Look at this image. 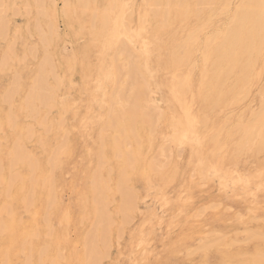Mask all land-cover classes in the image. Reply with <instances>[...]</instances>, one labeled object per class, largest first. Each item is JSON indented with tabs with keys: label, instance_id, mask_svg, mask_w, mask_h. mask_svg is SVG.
I'll use <instances>...</instances> for the list:
<instances>
[{
	"label": "rangeland",
	"instance_id": "obj_1",
	"mask_svg": "<svg viewBox=\"0 0 264 264\" xmlns=\"http://www.w3.org/2000/svg\"><path fill=\"white\" fill-rule=\"evenodd\" d=\"M238 1H240V0L233 1L232 6L234 7L236 5L235 3H237ZM33 2L37 3V1H35V0H0V3H1L0 8L2 7V10L0 12V13H2V15L0 14V16H2V17L6 16L5 19H8L7 35H5L3 37L0 35L1 36L0 37V39H1L0 40V60L4 61V64L2 63V61L0 62L2 64V68L0 65V110H1V113H0V132H1L0 133V142H1L0 143V161L1 162H0V164L2 163L1 166L3 167V173H4V175H6L9 172V161L8 160L10 159L12 149H13V147H15V144L17 143V141H21V144L23 145V147H25L24 149L28 150V151L27 150L26 151L31 156H33L32 157L33 159L35 158V160L37 161V165H38L37 170H35V176H33L32 183L29 182V184H27V187L24 191H19V187H17L16 189H14L11 192V196L17 194V200L11 202V204H12V207H13L14 212L16 214V220L19 222V228L16 230V233H15L16 244L11 249L9 261H10V264H23L24 262H26L24 264H27V262H28V264H40V263L41 264H43V263L44 264H49V263L51 264L52 260L55 257L54 250L56 249L58 251V253L60 251V253H59L60 255L61 254L64 255V257H61L62 259L64 258L63 259L64 261L60 260L61 264H63V262H64V264H78V263L80 264V263H82V256L84 254V246L82 243V239H83V236L91 229V226H92L91 221H92L93 210H92V207L90 205L91 194L89 193L88 189H89L90 184L93 182V178H92L93 174L99 165V163H97L100 159L99 150H100V152H101V150L104 152V157H106V159L104 158V160L107 163L105 166H104V164H102V168H101L100 173L102 174L103 180L110 181L109 186L111 187V189L113 186L116 185L117 181L119 180V178L121 177V175L123 173V172L121 173V170L123 171V169H122L123 164H121L122 161L117 156L118 146H115V148H114L116 151L115 152L114 149L112 150V148L114 146L111 145L114 143V141L112 139L114 137H116L119 132H121V131H122L121 133L126 132L125 130L124 131L122 130L124 127V123L122 122L123 117H121V119H119V121H118L119 126L114 130L111 127V123H113V120L110 121L109 117L112 118L113 113L120 112L119 109L121 107L127 108V106H125V102L124 101L121 102L122 100L126 101V99L119 97L121 99V100H119L121 103L119 104V101H118V103L116 101L114 103L115 105L113 106V103H112L113 100L110 97L112 95V92H111L112 85L110 82H103V83L101 82V74L99 72V68L101 67V63L99 61L100 52L96 48V44H95L93 37L91 35L92 30H91L90 17H91L92 10H86V12L79 11V16H78L77 11H76V7H75L74 3L71 1L68 4V2H65L64 0H54V4L52 5V7H50L51 1L46 0V2H45V0H43L41 3L42 5H44V8H45L43 10L41 9V7H37V4L36 3L34 4ZM123 2H124V4H123L124 6L126 3H128V5L130 4L129 6L124 7L123 15L126 14V16H124V17L127 18L128 15L132 14L131 15L132 17L131 16H129V17L132 18L131 22H134V24L133 23L132 24H133V26H135L138 22L137 21L138 20V11L137 10H138L139 5L141 4L142 0H134V1L131 0V2L129 0L130 3L128 2V0H126V1L124 0ZM67 4H68V6H67ZM131 4H132V6H131ZM24 6H26V8ZM98 6H99L98 7L99 9H103L105 6V1L100 0V3L98 4ZM133 6H135V7H133ZM127 8L128 9L130 8L129 11L131 14L128 12ZM61 9H63V10H61ZM14 10H15V12H14ZM16 10H18V11H16ZM67 10L68 11L70 10V11L68 12ZM131 10H134V12ZM36 11H37V13H36ZM61 11H62V13L63 12L64 13L62 14ZM17 12H18V14H17ZM41 12H42V14H41ZM73 12H75V14ZM4 13H5V15H4ZM59 13H61V14H59ZM40 14L42 17L40 16ZM27 15H28V17H27ZM47 15H48V19H46ZM64 18H65V20H64ZM220 19L223 20V19H225V17H222ZM35 21H36V23H35ZM38 21H39V24H38ZM223 21H226V20H223ZM190 23L191 24L189 27H193L195 25L194 20H191ZM28 24H29V26H28ZM36 24H38V25H36ZM38 26L40 28H42L41 29L42 32ZM46 28H48V29H46ZM58 28H60V29H58ZM51 29H53V30H51ZM36 30H38V31H36ZM63 34H65V35H63ZM58 37H59V39H58ZM2 38L3 39L5 38V40L3 41ZM43 38L47 39L48 43H46V40L43 41L45 44L43 42H41V40H43ZM50 38H52V41ZM56 38L58 39V41L56 40ZM12 43L13 44L16 43V44L13 45ZM47 44H49V45H47ZM12 45L14 46V47H12L14 49V51H12L13 49H11ZM42 46L44 47V49ZM28 48L30 49L29 51H27ZM31 48L33 49V52H32ZM46 48H47L46 51H48V52H45ZM35 51H37V52H35ZM57 51H60V52H57ZM30 53H31V55H30ZM35 53L37 54V57L35 56ZM4 54L8 55L7 56L8 58L5 57ZM44 54H46L45 58H44V56H45ZM48 54H49V57H48ZM34 56L36 57L37 60L32 61L34 59ZM4 57L6 60H3ZM22 58H23V60H27V61L24 62L22 60ZM48 58H50L51 61H48ZM196 58L197 59L199 58V54L196 55ZM42 59L46 60L45 61L46 63L43 62ZM52 59H53V64L51 63ZM40 63H41V65H40ZM42 63H45V64H42ZM49 63L51 65H49ZM106 63H107L105 65L106 68H109L110 67L108 65L109 62L107 61ZM44 65H46V67ZM40 66H43V67L40 68ZM53 66L56 67V69H55L56 72L54 71ZM44 67H45V70H44ZM51 67H53V68H51ZM39 68H40V70H42L43 76L49 75L48 78L46 77V79L48 81L46 80L47 82L45 81V83L49 85V86L47 85L46 87L49 88V93L51 94L50 96L53 95L54 97L50 98V100H49L50 102H47L48 104H46V105L42 104V105H44L43 109H42V106H38L40 103H38L37 100L32 101L34 104V110H37V111H35L36 113L34 112V114H33L32 109H29L31 106H30V104H28V99H27L26 95L29 97V95L32 94L33 90H34L33 94L36 91L37 92L35 93V95H37L39 93L40 87L38 88V86H37L36 90L33 89V88H35V85L33 84L35 82H33V80L35 79L34 81H36V77H38V73L40 74ZM196 70H195V73L199 74V76L197 74H195V75H197L195 77V79H196L197 84H198L200 77H201L200 68L197 67ZM13 71L16 72V75L14 74ZM97 71L99 72V74L97 73ZM64 72H65V74H64ZM54 74L56 76H58V78H56L54 76ZM14 77H16V79ZM19 77H21V78H19ZM168 77H169L168 72L162 71V72L157 73L156 80H157V82H160V80H163V81L165 79L168 80ZM59 78H60V81L58 82V85H57L56 82L59 80ZM18 79H20L21 81L19 80L20 82H17ZM52 79H53V81H52ZM262 79L264 81V68L262 70ZM98 81H100L101 84ZM263 81H260L259 85H261L262 84L261 82H263ZM62 82H63V84H62ZM19 84H20V86H19ZM43 85L44 84H42L41 86H43ZM259 85L255 84L252 87L249 96L246 99H244L246 101H244V100H243V102L240 101L242 99L241 98V99H239L238 103L232 104L231 106H230L231 103L227 102L226 105H223L222 107L216 109L213 114L210 112L211 115H209L210 113H209L208 109H206V108L203 109V108H201V104H199L198 102H193L192 107H193V105L195 107V109H193L194 107L192 108L193 113L196 114L197 116H200L199 118H203L207 115V117H205V119H208L207 122H210L209 123L210 128L209 129L206 128V130H205L204 127L202 125L200 126V124H199L200 128H199V126L197 128V132H199V133L192 135L190 140H192V141L194 140L195 142H198L197 140L201 139V140H199L200 142L201 141L206 142V143H204V145L201 144L202 142L197 145L195 142H192V141L186 142V144L180 143L173 138L174 137L173 129L166 122V118L172 114L182 115V112H179L178 111L179 109L176 106H174V105L170 106V103L167 102L168 95H167V90H166L165 86L161 85L158 87L156 99L158 101L159 111H164L161 113L163 116L160 114V116L159 115L157 116L158 118L156 117L157 122H159L158 124L156 123V121L152 122V128H150V129H153L156 127H158V129L157 128L153 129L154 130V131L152 130L153 133L149 129H146V132H144L145 135L142 133L143 139L141 140L140 146H141V152L143 154L144 153L145 154L143 155L141 153L139 158H138V162L140 161L141 158H142L141 159L142 162L140 161V164L138 163L136 165V167H134L133 170L127 168V171H126V175L130 176V178L128 177L129 186L132 187V189L134 190L136 197L138 199V200H136L137 201L136 206H138V208L134 212L131 211V213H129V214H131V215H129V218H130L129 222L124 223V221H123V223H122V221H120V220H123L122 216L121 215H118V217L116 216L117 208H118L117 206H119L120 198L118 195H116L114 193H110V195H109V202H110L109 210H110V213L114 217V223L116 224V226L114 225V223H113L114 226L113 225L111 226L112 231L110 232V237H111L110 239H111L112 243H110V245H109L110 247L107 250H105L106 256H104L102 258V259H108V260H101L102 264H114V263L115 264H229V263L230 264H238V263L242 264L243 261H245L243 264H248V261H250L252 263L253 257L258 254L257 252L260 253L261 251H264V239H263L264 237L262 236L263 241H262V239H259V238H258L259 239L258 240L255 235L254 236L256 238L254 236L252 237V235L254 234L253 231H255V230H257L260 233L262 232L261 233L262 235L264 234V151L262 152L263 154L261 153L258 156L256 154L254 155L251 151H248V149L246 148V149H244V153H247V152L248 153L244 154L243 152H240V150H237L239 148L236 146V140L235 139H232L231 141H229V139H231V138H229V139L225 138L226 137L225 133L232 132V130H234L233 128H235L239 122H241V121L244 122L248 119V116H250V113L252 110L257 109L258 100H259V97H258L259 96V94H258V90H259L258 86ZM58 86L60 88H58ZM162 86H163V88H162ZM10 88H11V90H10ZM50 88H51V90H50ZM29 90H32V91H29ZM18 92H19V94H18ZM13 93H14V95H13ZM9 94H10V96H9ZM55 94H57V95H55ZM96 94H98V95H96ZM8 96L9 97L12 96V97L9 98ZM13 96H15V98H13ZM20 96H21V98H20ZM81 96H83V97H81ZM2 97H3V99H2ZM24 97H26L25 98L26 100L24 99ZM14 99H15V101H14ZM21 99H22V101H21ZM190 99H192V98H189V100H188L189 102H191ZM8 100H10V102ZM5 102H6V104H4ZM8 102L10 103V106H9ZM62 102H63V104H62ZM98 103H99V105H98ZM116 103L118 104V106L116 105ZM163 103H164V106H163ZM33 104L31 103V105H33ZM74 104H75V106H74ZM111 104H112V107L114 108V112L112 114H110L111 110H112ZM246 104H247V106H246ZM28 106H30V107H28ZM98 106L100 108H97ZM46 107H48V109ZM52 107H55V108L52 109ZM101 107L103 109H101ZM116 107H119V109ZM248 107H249V109H248ZM224 108L226 109L225 113H223ZM49 110H51V111H49ZM220 110H222V111H220ZM29 111L32 113H30ZM220 113H222V115ZM29 114H30V116H29ZM31 114H33V115H31ZM37 114H38V116H37ZM228 114H230V115H228ZM9 115H11V117ZM108 115H109V117H107ZM226 115H227V117H224ZM35 116L37 119L35 118ZM98 116L100 117L99 119H98ZM222 116L224 118H222ZM226 118H228V120ZM234 118L236 119V122L234 121L235 120ZM14 119L17 121H15ZM60 119H62V120H60ZM75 120H76V122H75ZM100 120H101V122H100ZM153 120H155V118ZM65 121H67V122H65ZM43 123L46 125H44ZM20 124H21V126H20ZM51 124H52V126H51ZM14 125H16V127H14ZM11 127H12V129H11ZM31 127H32L33 131L31 130ZM58 127H59V129H58ZM211 127L217 128L218 129L217 131H219L220 128H221V130L225 129V130H223L224 132L222 131V133H221L222 135L219 136L220 137L219 138L220 143L217 146H215V144H213L211 141L212 135H211V132H209ZM224 127H226V128H224ZM22 128H23V131H22ZM27 129H29L28 132H27ZM198 129H199V131H198ZM227 129L228 130L230 129V130L228 131ZM99 130H102V131L99 133ZM103 130H105V132ZM221 130L219 132H221ZM115 132H118L116 134V136L114 135ZM67 133L69 136L67 135ZM103 133H105V135ZM121 133H119V134H121ZM28 134L30 135V137L27 136ZM32 135H34V136H32ZM74 135L77 136V138ZM147 135L149 136V138L147 137ZM99 136H100V138H99ZM25 137H26V140H25ZM67 137H68V139H67ZM202 137H203V139H202ZM159 138H161V139H159ZM68 140H69V142H68ZM226 140H228V141L226 142ZM106 141L108 142L107 145L108 144L109 145L104 147V145H106ZM145 142L147 144L146 146H145ZM149 142L151 143V146H148ZM225 142L227 143V145L225 144ZM101 143H104L102 145L103 149H101ZM166 143L168 145H166ZM188 143H189V145H188ZM229 143H231V144H229ZM110 145H111V147H110ZM130 145L132 147H130ZM142 145H144V146H142ZM160 145L163 146L162 150L168 146L167 148H165V151H167V154L169 155V157L167 154H165L166 153L165 152L163 158L162 157H161L162 159L160 158L159 155L163 154L162 153L163 151H161ZM195 145H196V148H195ZM64 146L66 148H64ZM91 146H93V147H91ZM128 147L131 150V148L136 149L138 146H136L135 143L133 144V143H130L128 141L127 148ZM150 147L154 148V149H152L153 151L151 149H149L148 150L149 152H148L147 149ZM157 148H158V150H157ZM169 148H171V149H169ZM222 148H224L223 151L220 150ZM58 150H61V151H58ZM169 150H170V152L172 150L171 154H173V155L169 154L170 152L168 153ZM178 150L180 152H178ZM219 150H220V152H219ZM236 151H237L238 155L235 156ZM54 152H59V154L57 156V165L58 166L56 167L54 173L52 172V174L49 175V172H51V169H50L51 165L48 164V159L50 158L49 159V163H50V160L52 159V154ZM69 152L72 153V154L70 153V158H69ZM217 152H219V153H217ZM249 152H251V153H249ZM107 153H108V155H107ZM114 153L116 154L117 157L115 156ZM146 153H147V155H146ZM150 153L151 154L153 153L152 155L155 154L154 158L156 157V159L159 157V159H157V161L158 162L160 161L158 163L155 159V162H154L152 169L150 168V162L153 164L154 160H152V159H154V158H152V155H150ZM178 154H180L181 156ZM199 154H201V156L203 157L204 160L202 159L201 162L205 165H207V164L209 165L208 161L211 158L213 159L215 157L214 159L216 162H218L219 160L221 161V159H223L222 161H224V162L221 161L222 166L220 167L222 170L219 173V175L217 174L218 175L217 177L214 176L215 174L213 171L214 170L213 165H211V166L207 165L208 168L206 170L202 171V172H204L203 175L200 173V171H201L200 165H202V164H199V158H198L199 156H197ZM145 155H146V157H145ZM207 155H209V156L207 157ZM218 155H220V156L218 157ZM210 156H211V158H210ZM233 156L235 157V159ZM237 156H240V157H237ZM256 156H258V157H256ZM110 157H112L113 159ZM166 157H168L169 159L171 157L172 160L166 161V160H168V158H166ZM177 157H178V159H177ZM179 157H180V159H179ZM149 158H151V160H149ZM165 158H166V160H165ZM236 158L238 159L237 161H236ZM108 159H110V161H108ZM164 160H165V162H164ZM111 162H113L114 165ZM115 162H119V163H115ZM166 162H171V165L169 166L168 164H170V163H166ZM205 162H207V163H205ZM46 163H47V165H46ZM156 163H157V166L159 164H161L164 167H161L162 168L161 169V168H159V166H160L159 165L158 167H156V169H157L156 170V169H154ZM111 164H112V166L110 168ZM118 164H121L122 167H119L120 165L118 166ZM96 165H97V167H96ZM214 165H216V164H214ZM116 166L119 168H117ZM166 166L167 167L169 166V167L167 168ZM138 167H140V168L142 167V168L140 169ZM137 168L140 169V171L137 170ZM144 168H146V169H144ZM227 168H228V170H227ZM236 168H237V170H236ZM78 170H79V172H78ZM114 170H116V171H114ZM141 170H143V171H141ZM147 170H148V172H146ZM153 170H156L157 172L153 171ZM14 171L15 172H18V171L22 172V170L20 169V166H18ZM118 171H120L121 175L119 174ZM159 171H161L160 172L161 176L158 173ZM205 171H208V172H205ZM211 171H212V173H211ZM23 172L25 174V171H23ZM131 172H133L134 174ZM154 172H156V173H154ZM225 172H227L229 175V177L226 180L222 177V175L226 174ZM139 173H142V175H139ZM199 173H200V176H199ZM135 174H136V176H135ZM137 174L139 177L137 176ZM195 174H196V176H195ZM209 174H211V175H209ZM234 174H235V176H234ZM243 174H245L246 176H244ZM107 175L108 176L110 175L109 176L110 178H108ZM143 175H145L146 177ZM152 175L154 178L152 177ZM47 176H49L51 179L54 178L52 185L55 184V186L53 185L54 186L53 190L55 192L56 201H57V207H55V215H53L51 217V220H50L51 221L50 222L51 227H48L46 225V223H44L45 221L43 220L44 214H46L45 210H47L46 206L43 205V203L46 200L47 190L45 189L46 188L45 184H47V181L45 182V178ZM254 176H256V177H254ZM191 177H192V179H191ZM261 177H262V179H261ZM202 178H204V179H202ZM221 178H223V179H221ZM246 178H247V180H246ZM150 179H152L151 182L149 181ZM229 179H230V182H228ZM242 179H244L245 182H243ZM43 180L45 183L43 182ZM240 180H241V182H240ZM258 180L260 182H258ZM35 181L37 183H34ZM130 181H131V183H130ZM148 183L149 184L152 183V184L149 185ZM233 183H234V185H233ZM133 184H134V186H132ZM223 184L225 186H223ZM237 184H239V185H237ZM240 184H241V186L242 185H244V186L241 187ZM42 185H44V186H42ZM205 185H207V187ZM32 186H35V189H34V192H35L34 195L35 196L33 195L34 198H32L33 199L32 204L28 208H25V204H24L23 200L27 197V195L30 192H32L31 191ZM201 186H202V188H201ZM204 186H205V188H204ZM221 187H223V188H221ZM6 188H7V185L4 184L3 181L1 180L0 181V209L2 208L3 205L5 207L6 202L9 201L8 196L5 194ZM257 190L259 191L258 193H257ZM21 192H23V193H21ZM156 194H157V196H156ZM5 195L7 198H5ZM31 196L32 195H30V197ZM28 197H29V195H28ZM236 197H237V199H236ZM238 198H240V199H238ZM144 200H146V201H144ZM180 200H181V202H180ZM76 201L80 202V203L77 204ZM113 201H115V202H113ZM154 203H155V205H154ZM212 204L213 205L217 204V206L216 205L213 206ZM31 206L34 208H32ZM215 207L218 210L214 209ZM227 207H228V209H227ZM57 208H58V211L56 210ZM114 209H116V210H114ZM212 209L217 210V211H214V210L212 211ZM226 209H227V211H225ZM201 210H204V211H201ZM246 210H247V212L249 210L251 212H248L249 213L248 214L246 212ZM253 210H255V211H253ZM56 211H57V213H56ZM205 212H207V213H205ZM252 212L254 213V215ZM139 213L142 215H140ZM238 214H240L241 217L243 216L244 220H242V218L240 216H239L240 218H238ZM157 215H158V217H157ZM65 216H67L66 219H65ZM255 216H256L257 220L258 219L260 220V221L258 220L259 222L256 221ZM161 217H163V218H161ZM6 218H7L6 216H0V222H3L4 219H6ZM32 218H34V219H32ZM132 218H134V221L132 220ZM176 218H178V219L176 220ZM195 218H197V219H195ZM21 219H23V220H21ZM251 219H254V220H251ZM64 220H66V221H64ZM67 220H68V222H67ZM20 221H22V223ZM32 221H34V222H32ZM81 221L83 222V224L81 223ZM130 222H133V224ZM256 222H258L257 225H256ZM27 223H29V224H27ZM228 223H230V224H228ZM79 224H80V226H79ZM122 224H124V225H122ZM120 225H122V226H120ZM143 225L146 226L144 229H143V227H144ZM141 226H142V228H141ZM148 226H151V227H148ZM122 227H124V228L122 229ZM47 228H48V230H47ZM51 228H53V230ZM118 228H120L122 231L120 229L118 230ZM50 229L52 231H54V232H52V234H53V235H51L52 237L50 236V233H49ZM249 229H251V231H249ZM140 230L142 231V233ZM118 231H120L119 232L120 234L118 233ZM243 231H245V232L248 231L249 233L248 232L247 233L249 235H247V233H245V232L243 233ZM158 232H159V234H158ZM250 232L253 234L251 235ZM258 232H257V234H260ZM122 233H124V234H122ZM216 233L220 235V236L217 235L218 238L215 236ZM234 233H236V237L234 236L235 235ZM238 233L239 234L242 233V234H240V237H238L239 236ZM221 234H222V236H221ZM46 235H49V236L45 237ZM140 235H142V236H140ZM209 235H211V236H209ZM205 236L207 238H205ZM224 236L226 238L223 240ZM55 238H60V242H57L58 244L57 243L52 244V241ZM116 238L119 240L118 241L119 246H117ZM219 238L223 241V244ZM252 238H255L257 240H255V241L246 240V239H252ZM25 239H27V240H25ZM44 239H46V240H44ZM121 239H122V241H120ZM214 240H216V241L218 240V241L215 243ZM25 241L27 244L25 243ZM231 241L232 242L235 241L233 243H235L236 245L237 244H239V245L235 246V244H234V246H233L232 245L233 243L231 244ZM236 241H237V243H236ZM243 241L246 243L242 244ZM5 242H7V244L5 246L8 247L9 241H5ZM208 242H212L211 244H209L210 246L205 245V243H208ZM213 242H214V244H213ZM225 242L227 243V245H229V249H231V250H229L227 248V246L225 247V245H226ZM238 242H241V243H238ZM247 242H250V243H247ZM75 243L77 245H75ZM198 243L201 245H199ZM0 244H1V240H0ZM31 244H32V246H31ZM219 244H220L221 248H220ZM221 244L224 246H222ZM246 244H249V245H246ZM50 245H53L54 249L51 248L52 251L50 252L49 259L47 258V256L46 257H39L38 252L44 248H48V246H50ZM214 245H216V247ZM244 245H246V246H244ZM139 246H140V248H138ZM148 246H150V248ZM201 246L205 247V248L203 249ZM212 246H214V247H212ZM118 247H121V248L118 249ZM218 248L220 250L222 249V252H219ZM191 249H195V250H191ZM196 249H198V250H196ZM108 250H109V252H108ZM152 250H153V252H152ZM205 250L208 251L209 253L206 252ZM187 251H190V252H187ZM202 251H205V252H202ZM210 251H212V252H210ZM185 252L187 253V255ZM197 252H199V253H197ZM228 252H230V253H228ZM189 253H190V255H189ZM205 253H206V255H204ZM143 254H144V256H143ZM247 255H248V257H247ZM31 256H32V258H31ZM190 256H192V257H190ZM243 256H246V257L242 258ZM250 256H252V258ZM52 257H53V259H52ZM186 257H188V258H186ZM31 259H33V260H31ZM66 260L67 261L70 260L71 262L66 263ZM38 261H40V262H38ZM0 264H1V257H0Z\"/></svg>",
	"mask_w": 264,
	"mask_h": 264
},
{
	"label": "bare ground",
	"instance_id": "obj_2",
	"mask_svg": "<svg viewBox=\"0 0 264 264\" xmlns=\"http://www.w3.org/2000/svg\"><path fill=\"white\" fill-rule=\"evenodd\" d=\"M35 1H37V3L36 2H33V3L34 4L36 3L37 7H41L42 10L45 9L44 5L41 4L43 0H35ZM50 1H51L50 7H52V5L54 4V0H50ZM64 1L68 2V4H69L70 1L74 3L78 16H79V11L86 12V10H92L91 17H90L91 30H92L91 35H92L93 40H94V42L96 44V48L100 52L99 61L101 63V67L99 68V72L101 74V82L102 83L103 82H110L111 83V85H112V88H111L112 95L110 97L113 100L112 101L113 106L115 105L114 103L116 101L118 103V101L121 100L119 97L126 99V101L122 100L121 102L124 101L125 102V106H127V108L121 107L119 109V107H116V108L119 109L120 112L113 113L114 112V108L112 107V104H111L112 110H111L110 114L113 113L112 118L109 117L110 114L107 116V117H109L110 121L113 120V123H111V127L113 128V130L116 129L119 126V122L118 121H119V119H121V117H123V119H122L123 121L122 122L124 123V127H123L122 130L123 131L125 130L126 132H123V133H121L122 131L119 132L121 134H119L118 132H115V134H114L115 136H116L117 133L118 134H117L116 137H114L112 139L114 141V143L111 144V145L114 146L112 148V150L115 148V146H118L117 156L122 161L121 164H123V168H122L123 171L121 170V173L122 172L123 173L121 175L120 171H118L119 174L121 175V177L120 176H119L120 178L118 177L119 180L117 181L116 185L113 186L112 189H111V187L109 186L110 181L103 180L102 174L100 173L101 168H102V164H104V166H105L107 163L104 160V158L106 159V157H104V152L102 150L100 152V150H99L100 159L97 162V163H99V165H98V167L96 165L97 169H96L95 172L93 171L94 172L93 177H92L93 178V182L90 184L89 189H88L89 193L91 194L90 205H91L92 210H93V212H92V221H91L92 226H91V229L83 236V239H82V243H83V246H84V254L82 256V263H80V264H102L101 260H108V259H102V258L104 256H106L105 255V250H107L110 247L109 246L110 243H112V241L110 239L111 238L110 237V232L112 231L111 230V226L114 223V217L110 213V210H109V205H110L109 195H110V193H114V194L118 195L119 198H120L119 206H117L118 208H117L116 216L117 217H118V215L122 216L123 220H120V221H122V223H123V221H124V223L125 222L126 223L129 222L130 221L129 220L130 219L129 215H131L129 213H131V211L134 212L138 208V206H136L137 205L136 204V202H137L136 200H138V199H137L136 194H135L134 190L132 189V187L129 186L128 177L130 178V176L126 175V171H127V168L133 170L134 167H136V165L138 163L140 164V161L142 159L141 158L140 161L138 162V158H139L140 154L142 153L141 152V146H140L141 144L140 143H141V140L143 139L142 135L144 134V132H146V129H149L152 133L154 131L153 129H156V128L158 129V127H156V126H155L156 128L150 129V128H152V122L153 121H156L157 124L159 123V122H157L156 117L158 115L160 116V114L162 112H164V111H159L158 101L156 99V94H157L158 87L161 86V85L165 86V88L167 90V95H168L167 102L170 103V106L174 105V106H176L179 109L178 110L179 112H182V115H179V114L174 115V114H172V115L168 116L166 118V122L173 129V133H174V137L173 138L176 141H178L180 143H185V144H186V142L192 141V140H190L192 135H194L196 133H199V132H197V128H198L199 124H200V126L202 125L205 130H206V128H208V129L210 128V125H209L210 122H207L208 119H205V117H207V115L206 116L204 115L205 117H203V118H199L200 116H197L196 114L193 113V111H192V108L194 107V105L192 107L193 102H198L199 104H201V108L208 109L209 113L211 112L212 114L215 112L216 109L222 107L223 105H226L227 102L231 103V104L229 103L230 106L232 104L238 103L239 99H241V98L242 99L240 101L243 102V100L246 99L249 96L252 87L255 84L259 85V82L263 81V79H262V70L264 68V0H240L237 3H235L236 5L234 7L232 6V2L235 1V0H142L141 4L139 5V8L137 10L138 11V20H137L138 22H137V24L135 26H133L134 22H131V19H132L131 15L132 14L129 11L130 8L129 9L127 8V9H128V12L131 15H128L127 18L124 17V16H126V14L123 15L124 7L130 5V4L128 5V3L125 2L126 4L124 6L123 5L124 4V2H123L124 0H104L105 1V6H104L103 9H99L98 8L99 7L98 4L100 3V0H64ZM132 1H134V0H132ZM45 2H46V0H45ZM128 2H129V0H128ZM130 2H131V0H130ZM68 4H67V6H68ZM0 6H1V3H0ZM131 6H132V4H131ZM24 7L26 8V6H24ZM133 7H135V6H133ZM1 10H2V7L0 8V12H1ZM61 10H63V9H61ZM16 11H18V10H16ZM131 11L134 12V10H131ZM14 12H15V10H14ZM36 13H37V11H36ZM61 13H62V11H61ZM61 13H59V14H61ZM73 13L75 14V12H73ZM0 14L2 15V13H0ZM17 14H18V12H17ZM41 14H42V12H41ZM41 14H40V16H41ZM4 15H5V13H4ZM129 16H131V17H129ZM27 17H28V15H27ZM222 17H225V19H223V20H226V21H223L222 19H220ZM5 18H6V16H4V17L0 16V35L2 37L7 35V31H8V26H7L8 25V19H5ZM46 19H48V15H47ZM64 20H65V18H64ZM191 20L195 21V25L193 27H189L190 24H191L190 23ZM36 21H35V23H36ZM38 24H39V21H38ZM38 24H36V25H38ZM28 26H29V24H28ZM41 29L42 28H40V30ZM46 29H48V28H46ZM58 29H60V28H58ZM51 30H53V29H51ZM36 31H38V30H36ZM41 32H42V30H41ZM63 35H65V34H63ZM52 38H50L51 41H52ZM58 39H59V37H58ZM58 39L56 38L57 41H58ZM4 40H5V38L3 39V41ZM44 40H46V43H48L47 39H45V38H43V40H41V42H43ZM14 44H16V43H14ZM13 45L11 46V49H13L12 48V47H14ZM47 45H49V44H47ZM43 49H44V47H43ZM29 50L30 49L28 48L27 51H29ZM46 50H47V48L45 49V52H48ZM12 51H14V49ZM32 52H33V49H32ZM35 52H37V51H35ZM57 52H60V51H57ZM46 54H44L45 55L44 58L46 57ZM197 54H199V58L198 59L196 58ZM4 55H5V57L8 56L6 54H4ZM30 55H31V53H30ZM35 56L37 57L36 53H35ZM35 56H34V59L32 61L37 60ZM5 57H4V59L3 58L2 59L6 60ZM48 57H49V54H48ZM43 59H42V61L45 62L46 60H43ZM22 60H23V58H22ZM1 61L2 60H0V62ZM23 61L25 62L27 60H23ZM48 61H51V59L48 58ZM107 61L109 62L108 63V65L110 66L109 68H106V66H105L107 64L106 63ZM2 63L4 64V61H2ZM45 63H42V64H45ZM51 63L53 64V59H52ZM0 65H1V68H2V64L1 63H0ZM40 65H41V63H40ZM49 65H51V64L49 63ZM44 66L46 67V65H44ZM41 67H43V66H40V68ZM45 67H44V70H45ZM53 67H54V71H55L56 67L55 66H53ZM53 67H51V68H53ZM197 67L200 68V74H201V77H200V80H199L198 84H197V81L195 79V77L197 75L199 76V74L195 73V70L197 69ZM40 68H39V70H40ZM162 71L168 72V74H169L168 80L165 79L164 81L160 80V82H157V80H156L157 73L158 72H162ZM99 72L97 71L98 74H99ZM14 74L16 75V72H14ZM64 74H65V72H64ZM195 74H197V75H195ZM54 76L56 78H58V76H56L55 74H54ZM16 77H14V78L16 79ZM46 77L48 78L49 75L48 76H43L42 70H40V74L38 73V77H36V81H34L35 79L33 80V82L36 83V84L33 83L35 85V88H33V89L36 90L37 86H38V88L40 87L39 88V93L37 95H35V93L37 92L36 91L33 94L34 90L32 89L33 91L29 90V91H32V94H30L29 97L26 95V97L28 99V104H30V106L32 108L30 106H28V107H30L29 109H32L33 114L37 110H34V104H33L32 101L37 100L38 103H40L38 106H42V109H43L44 105H42V104H45V105L48 104L47 102H50L49 101L50 98L54 97L53 95L50 96L51 94L49 93V88L46 87L48 85V84L45 83V81L47 80ZM19 78H21V77H19ZM19 80L20 79H18L17 82L21 81V80L20 81ZM52 81H53V79H52ZM59 81H60V78L56 82L57 85H58ZM98 82L100 83V81H98ZM261 83L262 84L258 86L259 90L257 89L258 90V94H259V96H258L259 100H258L257 109L252 110L251 113H250V116H248V119L246 121H244V122L243 121L239 122L237 124V126L235 128H233L234 130H232V132L225 133V135H226L225 138L226 139L231 138V139H229V141H231L232 139L236 140V146L239 148L237 150H240V152L244 153V149L247 148L248 151H251L254 155L256 154L258 156L264 151V81L261 82ZM42 84H44V85L41 86ZM62 84H63V82H62ZM19 86H20V84H19ZM163 86H162V88H163ZM51 88H50V90H51ZM58 88H60V87L58 86ZM10 90H11V88H10ZM18 94H19V92H18ZM13 95H14V93H13ZM55 95H57V94H55ZM96 95H98V94H96ZM9 96H10V94H9ZM15 96H13V98H15ZM11 97H9V98H11ZM26 97H24V99ZM81 97H83V96H81ZM20 98H21V96H20ZM189 98H192L193 100L190 99L191 102H189L188 101ZM2 99H3V97H2ZM8 101L10 102V100H8ZM14 101H15V99H14ZM21 101H22V99H21ZM244 101H246V100H244ZM121 102L119 101V104ZM31 103L33 105H31ZM117 103H116V105L118 106ZM4 104H6V102ZM62 104H63V102H62ZM98 105H99V103H98ZM9 106H10V103H9ZM74 106H75V104H74ZM163 106H164V103H163ZM246 106H247V104H246ZM46 108L48 109V107H46ZM53 108H55V107H52V109ZM97 108H100V107L98 106ZM101 109H103V108L101 107ZM193 109H195V107ZM248 109H249V107H248ZM51 110H49V111H51ZM225 110L226 109L224 108V110H223L224 112L223 113H225ZM220 111H222V110H220ZM0 113H1V110H0ZM30 113H32V112H30ZM211 113L209 115H211ZM33 114H31V115H33ZM38 114H37V116H38ZM220 114L222 115V113H220ZM228 115H230V114H228ZM9 116L11 117V115H9ZM29 116H30V114H29ZM224 117H227V115L224 116ZM224 117L222 116V118H224ZM35 118H36V116H35ZM99 118L100 117L98 116V119ZM154 118H155V120H153ZM226 119L228 120V118H226ZM60 120H62V119H60ZM101 120H100V122H101ZM15 121H17V120H15ZM234 121L236 122V119ZM65 122H67V121H65ZM75 122H76V120H75ZM44 125H46V124H44ZM20 126H21V124H20ZM51 126H52V124H51ZM200 126H199V128H200ZM14 127H16V125H14ZM32 127H31V130H32ZM23 128H22V131H23ZM224 128H226V127H224ZM11 129H12V127H11ZM58 129H59V127H58ZM28 130L29 129H27V132H28ZM217 130H218L217 128L211 127V129L209 131V132H211V135H212V137H211L212 140L211 141H212L213 144H215V146L219 145V143H220V139H219L220 137L219 136L222 135L221 133L225 129L221 130V128H220L221 132H219L220 130L219 131H217ZM101 131L102 130H99V133ZM103 131L105 132V130H103ZM198 131H199V129H198ZM68 133H67V135H68ZM103 134L105 135V133H103ZM27 136L30 137L29 134ZM32 136H34V135H32ZM75 137L77 138V136H75ZM147 137L149 138L148 135H147ZM99 138H100V136H99ZM67 139H68V137H67ZM159 139H161V138H159ZM202 139H203V137H202ZM25 140H26V137H25ZM199 140H201V139H198L197 140L198 142H195L194 140L192 142H195L197 145L199 143H201V142H202L201 143L202 145H204V143H206V142H203V141L200 142ZM128 141L130 143H133V144L135 143L136 146H138V147L137 148L135 147L136 149H132L131 148V150H130L129 147L127 148ZM227 141L228 140H226V142ZM68 142H69V140H68ZM226 142H225V144L227 145ZM107 143L108 142L106 141V145H104V147L109 145V144L107 145ZM103 144L104 143H101V149H103L102 148ZM229 144H231V143H229ZM111 145H110V147H111ZM146 145L147 144L145 142V146ZM166 145H168V144L166 143ZM188 145H189V143H188ZM65 146H64V148H66ZM142 146H144V145H142ZM148 146H151L150 142H149ZM91 147H93V146H91ZM130 147H132V146L130 145ZM167 147H165V148H167ZM24 148L25 147H23V145L21 144V141H17V143L15 144V147H13V149L11 148L12 152H11V156L9 155L10 159L8 160L9 161V172L6 175H4V173H3V167L1 166L2 163L0 164V181L2 180L3 183L7 185V188L5 189V194L8 196V200H9L8 202H6V206L4 207V205H3L2 208L0 209V216H6L7 217L6 219H4L3 222H0V240H1L0 257H1V264H10V261H9L10 252H11V249L16 244L15 233H16V230L19 228V222L16 220V214H15L14 209H13L12 204H11V202L17 200V194L11 196V192L14 189H16L17 187H19V191H24L26 189V187H27V184H29V182L32 183L33 176H35V170H37V168H38L37 161L35 160V158L33 159L32 158L33 156H31L27 152L28 150L26 149L27 150L26 151ZM162 148H163V146H161V151H163L162 152L163 154L159 155L160 158L161 157L163 158L165 152H166L165 154H167V151H165V148L163 150H162ZM195 148H196V145H195ZM149 149L152 150L154 148L150 147V148L147 149V151ZM169 149H171V148H169ZM223 149L224 148H222L220 150L223 151ZM157 150H158V148H157ZM220 150H219V152H220ZM58 151H61V150H58ZM114 151H115V149H114ZM169 152H170V150L168 151V153ZM178 152H180V151L178 150ZM219 152H217V153H219ZM251 152H249V153H251ZM70 153L71 152H69V158H70ZM171 153H172V150H171V152L169 154H171ZM247 153H244V154H247ZM58 154H59V152H54L52 154V159L50 160V163H49V159L50 158L48 159V164L51 165L50 166L51 172H49V175L52 174V172L54 173L56 167L58 166L57 165V156H58ZM152 154L150 153V155H152ZM107 155H108V153H107ZM146 155H147V153H146ZM146 155H145V157H146ZM171 155H173V154H171ZM178 155H180V154H178ZM236 155H238L237 151H236L235 156ZM115 156H116V154H115ZM154 156H155V154L152 155V158H154ZM197 156H199L198 157L199 158V164H202V165H200V167H201L200 173L202 175L204 174V172H202V171L206 170L209 165L210 166L213 165V168H214L213 171H214V174H215L214 176L217 177L219 175V173L222 170L220 167L222 166L221 161L223 159H221V161L219 160L218 162H216L215 159H214L215 157L212 159L211 156H210L211 159L208 161L209 165L207 164L208 165L207 166V165H205V164H203L201 162V160L203 159L201 154H199ZM208 156L209 155H207V157ZM219 156L220 155H218V157ZM258 156H256V157H258ZM168 157H169V155H168ZM168 157H166V158H168ZM237 157H240V156H237ZM110 158H112V157H110ZM166 158H165V160H166ZM155 159H156V157L154 159H152V160H154L153 164L150 162V168L151 169H152V167L154 165ZM157 159H159V157ZM157 159H156V161H157ZM177 159H178V157H177ZM179 159H180V157H179ZM234 159H235V157H234ZM149 160H151V158H149ZM165 160H164V162H165ZM170 160H172L171 157H170V159L168 158V160H166V161H170ZM237 160L238 159L236 158V161ZM108 161H110V159H108ZM222 162H224V161H222ZM111 163L113 164V162H111ZM115 163H119V162H115ZM166 163H170V164H168L169 166L171 165V162H166ZM205 163H207V162H205ZM112 164L110 165V168H111ZM121 164H118V166L120 165L119 167H122ZM214 164H216V165H214ZM46 165H47V163H46ZM159 165H158L159 168L164 167L161 164H159ZM18 166H20V169L22 170V172L25 171V174H24V172L22 173L21 171H18V172L14 171ZM158 166H157V163H156L154 169H156V167H158ZM119 167H117V168H119ZM138 168H140V167H138ZM138 168H137V170L140 171V169L142 167L140 169H138ZM144 169H146V168H144ZM148 170L146 172H148ZM156 170H153V171H156ZM227 170H228V168H227ZM236 170H237V168H236ZM114 171H116V170H114ZM141 171H143V170H141ZM78 172H79V170H78ZM156 172H154V173H156ZM160 172L161 171L158 172L159 175H160ZM205 172H208V171H205ZM131 173H133V172H131ZM200 173H199V176H200ZM211 173H212V171H211ZM225 173L226 174H224V175L221 174V175L226 180L229 177V175H228L227 172H225ZM139 175H142V173H139ZM209 175H211V174H209ZM243 175L246 176L245 174H243ZM109 176H108V178H110ZM135 176H136V174H135ZM137 176H138V174H137ZM143 176H145V175H143ZM195 176H196V174H195ZM234 176H235V174H234ZM152 177H153V175H152ZM254 177H256V176H254ZM223 178H221V179H223ZM53 179H51L49 176H47L45 178V182L47 181V184H45V187H46L45 189L47 190V192H46V200L43 203V205L46 206L47 210H45L46 214H44V218L43 217L42 218L45 221L44 223H46V225L48 227H51L50 226V222H51L50 220H51V217L53 215H55V207H57L56 196H55V192L53 190V187L55 186V184H53L54 186L52 185ZM191 179H192V177H191ZM202 179H204V178H202ZM261 179H262V177H261ZM242 180H243V182H245L244 179H242ZM246 180H247V178H246ZM259 180H258V182H260ZM149 181L151 182L152 179H150ZM43 182H44V180H43ZM228 182H230V179H229ZM240 182H241V180H240ZM34 183H37V182L35 181ZM130 183H131V181H130ZM150 184H152V183H150ZM233 185H234V183H233ZM237 185H239V184H237ZM42 186H44V185H42ZM132 186H134V184ZM202 186H201V188H202ZM205 186L207 187V185H205ZM205 186H204V188H205ZM223 186H225V185L223 184ZM240 186H241V184H240ZM242 186H244V185H242ZM32 187H31V191L32 192H30L31 194L28 192L29 193L28 194L29 197L27 195V197L23 200V202L25 204V208H28L33 202L32 198H34V196H35L34 195L35 186H32ZM221 188H223V187H221ZM258 190H257V193L259 192ZM21 193H23V192H21ZM6 195H5V198H7ZM30 195H32V196L34 195V196L30 197ZM156 196H157V194H156ZM236 199H237V197H236ZM238 199H240V198H238ZM144 201H146V200H144ZM113 202H115V201H113ZM180 202H181V200H180ZM76 203L78 204L80 202L76 201ZM154 205H155V203H154ZM214 205L217 206V204H214ZM32 208H34V207H32ZM214 209H217V208L215 207ZM214 209H212V211ZM227 209H228V207H227ZM227 209L225 211H227ZM56 210L58 211V208ZM114 210H116V209H114ZM217 210H214V211H217ZM57 211H56V213H57ZM201 211H204V210H201ZM253 211H255V210H253ZM246 212H247V210H246ZM248 212H251V211L249 210ZM205 213H207V212H205ZM140 215H142V214H140ZM253 215H254V213H253ZM67 216H65V219H66ZM239 216H240V214H238V218L241 217V216L240 217ZM157 217H158V215H157ZM161 218H163V217H161ZM241 218H242V220H244L243 216ZM32 219H34V218H32ZM177 219L178 218H176V220ZM195 219H197V218H195ZM255 219H256V216H255ZM21 220H23V219H21ZM132 220L134 221V218H132ZM251 220H254V219H251ZM258 220L256 219V221H258ZM64 221H66V220H64ZM20 222L22 223V221H20ZM32 222H34V221H32ZM67 222H68V220H67ZM258 222H256V225L258 224ZM81 223L83 224L82 221H81ZM130 223L133 224V222H130ZM27 224H29V223H27ZM228 224H230V223H228ZM114 225L116 226L115 223H114ZM122 225H124V224H122ZM122 225H120V226H122ZM79 226H80V224H79ZM145 227L146 226H144L143 229ZM148 227H151V226H148ZM120 228H118V230ZM123 228L124 227H122V229ZM141 228H142V226H141ZM51 229L53 230V228H51ZM51 229L49 230L50 236L53 235L52 232H54ZM47 230H48V228H47ZM249 231H251V229H249ZM255 231H253L254 234L250 232L251 235L253 234L252 237L254 235L257 237V239L258 238L262 239L264 237V234L263 235L261 234L262 232L260 233L257 230H255ZM119 232L120 231H118V233ZM244 232L245 231H243V233ZM247 232L248 231H246L245 233H247ZM257 232L260 233V234H257ZM141 233H142V231H141ZM248 233H247V235H249ZM122 234H124V233H122ZM158 234H159V232H158ZM234 234H235L234 236L236 237V233H234ZM240 234H242V233H240ZM240 234H239V236L238 235L237 236L240 237ZM142 235H140V236H142ZM217 235H219V234L216 233L215 236L217 237ZM47 236H49V235H46L45 237H47ZM209 236H211V235H209ZM221 236H222V234H221ZM205 238H207V237L205 236ZM225 238L226 237L224 236L223 240ZM255 238H252L253 240L252 239H246V240L255 241V240H257ZM122 239L120 241H122ZM221 239H220V241H222ZM263 239H262V241H263ZM25 240H27V239H25ZM44 240H46V239H44ZM116 240H117V246H119L118 245L119 244V242H118L119 240L117 238H116ZM5 241H9L8 247L5 246L7 244V242H5ZM217 241L214 240L215 243ZM244 241H243L242 244L246 243ZM57 242H60V238H55L52 241V244H55ZM214 242H213V244H214ZM233 242H235V241H233ZM233 242L231 241V244ZM25 243H26V241H25ZM211 243L212 242H208V243H205V245L206 246L207 245L210 246L209 244H211ZM236 243H237V241H236ZM238 243H241V242H238ZM247 243H250V242H247ZM222 244H223V241H222ZM225 244H226L225 247L227 246V248L229 249V245H227L226 242H225ZM234 244L235 243H233L232 245L234 246ZM75 245H77V244L75 243ZM199 245H201V244H199ZM237 245H239V244H237ZM237 245L235 244V246H237ZM246 245H249V244H246ZM246 245H244V246H246ZM31 246H32V244H31ZM150 246H148V247L150 248ZM214 246L216 247V245H214ZM214 246H212V247H214ZM219 246H220V244H219ZM222 246H224V245H222ZM51 248L54 249V246L50 245V246H48V248H44V249L40 250L38 252L39 257H46L47 256V258L49 259L50 252L52 251ZM120 248L121 247H118V249H120ZM138 248H140V246ZM202 248L204 249L205 247H202ZM220 248H221V246H220ZM109 250H108V252H109ZM191 250H195V249H191ZM196 250H198V249H196ZM229 250H231V249H229ZM190 251H187V252H190ZM205 251H202V252H205ZM218 251L222 252V249L221 250L219 249ZM152 252H153V250H152ZM199 252H197V253H199ZM206 252H208V251H206ZM210 252H212V251H210ZM54 253H55V257H54V259L52 257L53 260H52L51 264H61L60 260L64 259V258L63 259L61 258V257H64V255L61 254L62 255L61 256L59 254L60 251L58 253V251L56 249L54 250ZM228 253H230V252H228ZM257 253L258 254L253 257V261L251 260L252 263L250 261H248V264H264V251H261L260 253L257 252ZM186 255H187V253H186ZM189 255H190V253H189ZM204 255H206V253ZM143 256H144V254H143ZM192 256H190V257H192ZM188 257H186V258H188ZM244 257H246V256H243L242 258H244ZM247 257H248V255H247ZM250 257L252 258V256H250ZM31 258H32V256H31ZM31 260H33V259H31ZM38 262H40V261H38ZM67 262L70 263L71 261L70 260L69 261L66 260V263ZM244 262L245 261H243V263ZM24 263H26V262H24ZM27 264H28V262H27ZM63 264H64V262H63Z\"/></svg>",
	"mask_w": 264,
	"mask_h": 264
}]
</instances>
